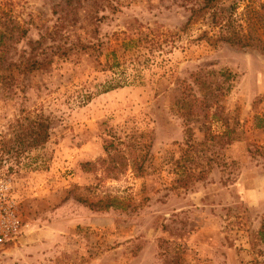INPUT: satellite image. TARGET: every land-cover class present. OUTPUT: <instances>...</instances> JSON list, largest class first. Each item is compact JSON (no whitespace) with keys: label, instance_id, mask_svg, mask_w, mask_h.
Here are the masks:
<instances>
[{"label":"rangeland","instance_id":"rangeland-1","mask_svg":"<svg viewBox=\"0 0 264 264\" xmlns=\"http://www.w3.org/2000/svg\"><path fill=\"white\" fill-rule=\"evenodd\" d=\"M205 1L0 0V22L12 30L0 45V175L12 178L28 224L0 246V264L264 261L256 239L264 129L254 126L264 115V55L202 36L215 34ZM236 2L254 21L264 0ZM192 11L196 21L184 29ZM39 119L48 140L30 148L23 134ZM225 127L237 141L221 137ZM109 131L135 154L145 148L154 165L186 132L197 143L211 134L212 168L172 190L167 165L152 175L104 174ZM76 196L95 205L116 198L119 207L91 209Z\"/></svg>","mask_w":264,"mask_h":264},{"label":"trees","instance_id":"trees-1","mask_svg":"<svg viewBox=\"0 0 264 264\" xmlns=\"http://www.w3.org/2000/svg\"><path fill=\"white\" fill-rule=\"evenodd\" d=\"M244 1V0H240ZM237 2L236 0H206L202 9L207 11V22L211 30L215 32L214 39L208 36V32L203 31L202 36L207 40H213V44L223 43L231 47H236L239 49L245 48H255L259 50L264 55V43L262 37L264 38V3H259L257 11L254 13L255 20L246 16L245 13H237ZM199 9L197 13L201 12ZM3 10L0 9V14ZM196 11H192L190 17L187 19L186 24L183 28L192 24L196 21L194 18ZM1 21V18H0ZM259 24L262 29V35L257 33L256 25ZM0 27L4 30L0 32V45L3 47L7 42L4 40L7 33L11 32L6 30L5 23L0 22ZM25 34V31H22ZM6 48V47H5ZM225 76V79H229L230 75L227 73H221ZM205 82H202L201 86L204 88ZM205 102L208 100V96H204ZM207 99V100H206ZM205 107L209 105L204 104ZM186 119L189 120L192 116L191 111H185ZM255 127L258 129H264V115L260 118H255ZM226 128V127H225ZM233 131L228 128L221 134V137L226 136L228 142L237 141L229 135ZM109 139L103 140V153L106 158L99 159L98 166L104 174L120 173L122 171H127L128 168L133 169L134 174L142 173L146 175H152L158 173L164 166H169L171 173L177 176L176 179L171 181L170 187L165 189L172 190L173 188H188L193 183L204 180L212 168V159L206 155V144L209 140L214 138L211 134L205 135L202 142H194L190 131L186 132V140L183 144L174 143L177 146V150L171 149L166 152L165 156L159 158L158 165H154L156 158L151 155L144 148V155L135 154L134 144H128L127 142L121 140V138L116 137L108 132ZM23 137L27 141V145L30 148H36L43 145L48 140V127L46 123L39 119L38 121L31 122ZM129 145V146H128ZM145 147V145H142ZM148 147V146H147ZM146 147V149H147ZM132 153L133 155L126 156V154ZM178 153L179 157L175 159V155ZM147 155V156H145ZM87 165H85L86 167ZM141 175V174H139ZM77 201L82 202L89 206V208H95L96 210H107L109 208L119 207V203L116 198H108L103 201L100 205H95L93 202L87 203L86 199L81 196L75 197ZM257 238L260 243L264 244V218L261 221L260 228L256 233ZM256 264H264V261H256Z\"/></svg>","mask_w":264,"mask_h":264},{"label":"built area","instance_id":"built-area-1","mask_svg":"<svg viewBox=\"0 0 264 264\" xmlns=\"http://www.w3.org/2000/svg\"><path fill=\"white\" fill-rule=\"evenodd\" d=\"M27 228L18 210L12 178L0 175V246L17 242Z\"/></svg>","mask_w":264,"mask_h":264}]
</instances>
